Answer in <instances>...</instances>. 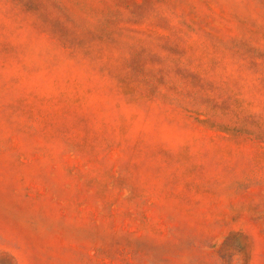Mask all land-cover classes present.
Returning <instances> with one entry per match:
<instances>
[{"label":"rangeland","instance_id":"1","mask_svg":"<svg viewBox=\"0 0 264 264\" xmlns=\"http://www.w3.org/2000/svg\"><path fill=\"white\" fill-rule=\"evenodd\" d=\"M0 264H264V0H0Z\"/></svg>","mask_w":264,"mask_h":264}]
</instances>
